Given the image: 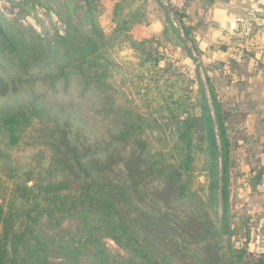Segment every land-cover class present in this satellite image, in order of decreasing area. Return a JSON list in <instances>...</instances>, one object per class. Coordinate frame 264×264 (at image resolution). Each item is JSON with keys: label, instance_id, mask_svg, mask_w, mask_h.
Segmentation results:
<instances>
[{"label": "trees", "instance_id": "16d2710c", "mask_svg": "<svg viewBox=\"0 0 264 264\" xmlns=\"http://www.w3.org/2000/svg\"><path fill=\"white\" fill-rule=\"evenodd\" d=\"M82 2L89 28L59 12L66 27L51 37L0 11V264H264L233 244L231 144L213 88L209 98L200 82V114L164 95L162 139L116 90L101 0ZM124 3L116 33L140 22L138 10L121 15ZM69 219L74 230L61 232Z\"/></svg>", "mask_w": 264, "mask_h": 264}, {"label": "rangeland", "instance_id": "374dc122", "mask_svg": "<svg viewBox=\"0 0 264 264\" xmlns=\"http://www.w3.org/2000/svg\"><path fill=\"white\" fill-rule=\"evenodd\" d=\"M66 2L75 6L83 4L82 0H0V11L8 18L51 37L55 31L63 33L66 27L59 12L62 14L70 12L71 21L82 23L85 10L77 6L75 8L67 6ZM101 2L104 7L101 25L103 24L102 27L104 26L103 29L109 38L107 50L117 65L114 72L116 90L119 95L123 92L127 94L133 105L152 120L155 132L161 135L162 139L169 135L171 122L165 97L172 106L177 100L185 105L179 113L200 114L198 101L200 82L206 84L209 98V86L213 88L221 102L224 119L230 120V111L227 112V109H231L232 101L228 96L230 92L228 86L232 85L230 83L233 82L232 80H237L239 74L248 70L258 71L256 61L250 58H255L254 49L235 46L230 54L224 55V47L230 41H223L217 47L210 48L195 37L194 31L188 29L189 24L180 22L182 14L169 7L165 0H125L121 15H129L130 12L138 10L141 14L140 22L133 25L129 32L116 33V14L113 9L116 1L101 0ZM32 6L34 8H31ZM165 11L169 13L175 26L182 30L181 40L173 30L168 29L165 32L167 26ZM156 18L161 20L158 22ZM183 25L187 28V36L182 28ZM82 26L88 29L90 25L85 21ZM249 38L250 33L247 32L235 37V40L242 42ZM142 41H144L142 45L135 44ZM237 53L245 56L247 61L232 60L235 56H239ZM263 55V51L259 50L258 57ZM248 62L252 64L248 65ZM258 65L260 69H264V65ZM35 127L38 129L37 125L32 127L30 133L32 137L38 134ZM228 133L230 135V132ZM197 181L204 183L205 177L198 175ZM230 188L233 196L230 206L232 222L233 226L237 227V235L232 238L233 244L237 248L245 249V258L253 261L264 256L263 253L259 255L255 251L256 239L252 233L254 228H251L250 215H254V212H248L250 206L242 200L240 194L233 191L232 182ZM74 228L75 222L69 219L59 230L69 233ZM105 241L112 254H125L112 239L107 238Z\"/></svg>", "mask_w": 264, "mask_h": 264}, {"label": "crops", "instance_id": "0c3cea01", "mask_svg": "<svg viewBox=\"0 0 264 264\" xmlns=\"http://www.w3.org/2000/svg\"><path fill=\"white\" fill-rule=\"evenodd\" d=\"M115 1L114 5L120 0ZM181 14L180 22L189 24L188 29L191 28L195 37L210 48L230 41L224 47V55L230 54L235 46L255 50L256 59L250 58L256 61L258 71L239 74L237 80H232V85L228 86L232 107L227 109L231 117L225 119V124L230 132L232 188L250 206L248 212H254L250 215L256 239L255 251L264 254V69L258 65H264V55L258 57L259 50L264 53V0H188ZM247 32L250 33L248 40H235ZM237 54L239 56L232 60L247 61L245 56ZM259 171L262 172L260 182L253 186V178Z\"/></svg>", "mask_w": 264, "mask_h": 264}, {"label": "built area", "instance_id": "2783aa9c", "mask_svg": "<svg viewBox=\"0 0 264 264\" xmlns=\"http://www.w3.org/2000/svg\"><path fill=\"white\" fill-rule=\"evenodd\" d=\"M165 2L175 11L182 13L187 6L188 0H165Z\"/></svg>", "mask_w": 264, "mask_h": 264}]
</instances>
